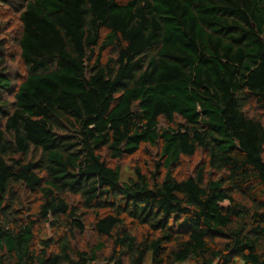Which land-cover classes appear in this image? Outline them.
Wrapping results in <instances>:
<instances>
[{"label":"trees","instance_id":"trees-1","mask_svg":"<svg viewBox=\"0 0 264 264\" xmlns=\"http://www.w3.org/2000/svg\"><path fill=\"white\" fill-rule=\"evenodd\" d=\"M2 3L26 75L0 46V264H93L107 242L109 264H264V0ZM142 145L155 170L123 182L112 162Z\"/></svg>","mask_w":264,"mask_h":264},{"label":"rangeland","instance_id":"rangeland-1","mask_svg":"<svg viewBox=\"0 0 264 264\" xmlns=\"http://www.w3.org/2000/svg\"><path fill=\"white\" fill-rule=\"evenodd\" d=\"M18 15L17 7L12 3L0 4V46L4 49L5 61L11 74L20 80L26 75V68L20 59V48L17 42L21 29ZM110 55V52L106 53L107 57ZM248 111L251 116L261 117L264 123V115H261V113L253 106L248 109ZM160 126L161 128L166 127L164 120L161 122ZM204 158L205 154L203 152H199L192 158H184L182 165L175 169V175L178 177L191 175ZM158 161L159 148L156 146L142 145L141 149L136 154L127 156L122 160L114 161L112 164L121 168V179L123 182H127L128 180L136 177L137 170H140L141 173L146 175H150L151 172L153 173L155 165ZM22 196V209L25 212V216L30 217L33 220H37L35 231L36 242L39 243L41 240L54 238V231L51 227L43 221H38L37 208L39 202H36V197L31 195L29 192H26V190L22 191ZM72 200L75 201L74 199ZM77 202L78 199H76L75 203ZM93 218L92 214L87 215L85 217L87 222L86 232L83 235L75 236V244L80 249H90V247L96 245L99 241L92 230ZM107 243L108 247L100 253L99 260L93 264H109L106 259L110 256L111 244L110 242Z\"/></svg>","mask_w":264,"mask_h":264}]
</instances>
